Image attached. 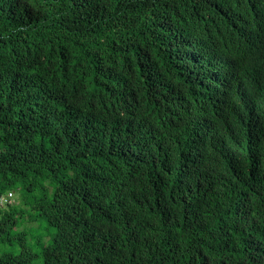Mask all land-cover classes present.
Returning <instances> with one entry per match:
<instances>
[{
  "label": "trees",
  "instance_id": "16d2710c",
  "mask_svg": "<svg viewBox=\"0 0 264 264\" xmlns=\"http://www.w3.org/2000/svg\"><path fill=\"white\" fill-rule=\"evenodd\" d=\"M0 264H264V0H0Z\"/></svg>",
  "mask_w": 264,
  "mask_h": 264
},
{
  "label": "clouds",
  "instance_id": "9594fccd",
  "mask_svg": "<svg viewBox=\"0 0 264 264\" xmlns=\"http://www.w3.org/2000/svg\"><path fill=\"white\" fill-rule=\"evenodd\" d=\"M12 196V194L10 195V197Z\"/></svg>",
  "mask_w": 264,
  "mask_h": 264
},
{
  "label": "rangeland",
  "instance_id": "374dc122",
  "mask_svg": "<svg viewBox=\"0 0 264 264\" xmlns=\"http://www.w3.org/2000/svg\"><path fill=\"white\" fill-rule=\"evenodd\" d=\"M12 200H13V197H12Z\"/></svg>",
  "mask_w": 264,
  "mask_h": 264
}]
</instances>
